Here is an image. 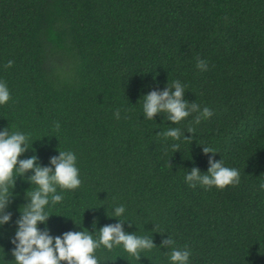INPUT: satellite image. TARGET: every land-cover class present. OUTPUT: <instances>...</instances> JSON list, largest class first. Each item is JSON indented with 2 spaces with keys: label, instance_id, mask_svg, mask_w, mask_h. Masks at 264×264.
Masks as SVG:
<instances>
[{
  "label": "trees",
  "instance_id": "1",
  "mask_svg": "<svg viewBox=\"0 0 264 264\" xmlns=\"http://www.w3.org/2000/svg\"><path fill=\"white\" fill-rule=\"evenodd\" d=\"M173 80L212 115L146 118L143 96ZM0 81L9 90L0 129L27 136L18 159L51 168L59 151L76 155L81 183L57 188L62 200L41 231L95 235L120 222L153 241L137 256L101 245L98 264H169L168 239L188 247L190 264H264V0H0ZM168 127L179 140L161 135ZM210 158L237 169L239 182L189 187L185 173H206ZM31 174L13 177L0 264H14ZM121 204L122 216H110Z\"/></svg>",
  "mask_w": 264,
  "mask_h": 264
},
{
  "label": "clouds",
  "instance_id": "2",
  "mask_svg": "<svg viewBox=\"0 0 264 264\" xmlns=\"http://www.w3.org/2000/svg\"><path fill=\"white\" fill-rule=\"evenodd\" d=\"M12 61H7L11 65ZM196 67L206 70L207 64L204 60L197 58ZM168 87L161 91L152 90L143 96L142 113L146 118H152L158 112L167 114V119L178 123L190 112H196L195 123L207 119L212 115L208 106L201 107L193 102L189 104L184 98L185 85L179 80H173ZM9 99L7 85L0 81V104ZM116 119H120V110L113 113ZM193 129L189 128V131ZM161 135L164 138L180 139V130L177 127L166 128ZM27 147V136L20 131H11L8 128L0 129V213L8 203L9 189L13 185L14 175L23 174L31 169L32 174L28 177L31 185L26 195L29 202L20 210V218L16 221L17 228L15 238L12 241L15 247L11 250L14 264H98V258L94 254L95 249L101 245L106 249L121 246L127 253L137 256L140 250L152 249L153 241L149 236L137 235L125 232L120 222L107 224L93 232L88 230L66 231L60 236H51L47 230L41 231L38 222L43 223L50 215L49 209L53 204L62 200L60 189H75L81 181L79 169L76 166V155L74 152L59 151V155L50 159L51 168L40 166L34 161L33 155L26 159H18ZM172 147L177 148L176 144ZM205 153L216 152L205 146ZM209 167L206 173H201L197 168L185 173L184 181L189 187L197 184L202 186L223 189L227 185H235L239 182L237 169L228 167L221 160L209 159ZM259 189L264 190V180L259 183ZM124 206L117 205L111 211L110 216L121 217ZM10 219L9 214H0V225ZM171 245L168 253L169 264H190V250L187 246L175 247V241L168 239L162 241Z\"/></svg>",
  "mask_w": 264,
  "mask_h": 264
}]
</instances>
